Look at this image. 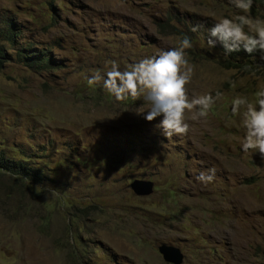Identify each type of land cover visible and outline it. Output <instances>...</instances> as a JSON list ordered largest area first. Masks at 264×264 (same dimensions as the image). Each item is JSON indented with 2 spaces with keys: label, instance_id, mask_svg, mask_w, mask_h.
<instances>
[{
  "label": "rangeland",
  "instance_id": "obj_1",
  "mask_svg": "<svg viewBox=\"0 0 264 264\" xmlns=\"http://www.w3.org/2000/svg\"><path fill=\"white\" fill-rule=\"evenodd\" d=\"M176 11L202 26L196 52L186 49L195 69L189 95H222L207 117L186 112L189 133L168 139L159 118L137 114L150 107L143 98L116 101L85 77L177 46L182 38L168 33ZM240 14L232 0H0V19L17 21L19 43L48 47L61 64L38 72L10 60L0 70V147L17 154L34 144L29 162L46 176L25 190L32 213H15L18 193L0 188V264H71L66 222L90 206L99 208L93 218L76 221L90 234L82 264H171L163 244L181 250L180 264H264V159L242 151L243 109L231 113L236 97L255 102L264 74L224 66L204 36ZM213 168L211 183L197 181ZM134 179L153 181V192L136 195Z\"/></svg>",
  "mask_w": 264,
  "mask_h": 264
},
{
  "label": "clouds",
  "instance_id": "obj_2",
  "mask_svg": "<svg viewBox=\"0 0 264 264\" xmlns=\"http://www.w3.org/2000/svg\"><path fill=\"white\" fill-rule=\"evenodd\" d=\"M232 2L241 14L216 21L206 38L207 46L214 49L219 42L226 53L243 50L252 55L259 52L260 58L264 59V21H253L248 15L253 0ZM198 30V25L191 28L192 32ZM192 46L191 38L185 35L177 46L161 49L123 68L118 61L112 60L103 73L95 70L85 79L90 87L102 84L107 94L119 102L143 98L150 107L137 112L138 115L143 114L148 122L159 118L156 127L165 138L185 136L190 131L186 112L195 110L191 116L193 121L207 117L222 95L220 92L215 97L211 93L189 95L187 85L191 83L195 69L187 58L186 49ZM242 109L246 131L241 149L245 153H257L264 159V90L257 93L255 102H250L247 97H236L231 105L232 115H240ZM196 179L204 185L211 183L215 179V169L200 172Z\"/></svg>",
  "mask_w": 264,
  "mask_h": 264
},
{
  "label": "trees",
  "instance_id": "obj_3",
  "mask_svg": "<svg viewBox=\"0 0 264 264\" xmlns=\"http://www.w3.org/2000/svg\"><path fill=\"white\" fill-rule=\"evenodd\" d=\"M52 7V21L51 26L58 25L60 17L55 11L53 4ZM252 12L264 13V0H253L250 8ZM169 21H173L171 30L168 31L169 35H176L183 38L185 35L189 36L192 40V47L188 49L189 54L196 52L198 44L194 34L198 33L202 26H199L197 32H192L191 28L194 26L193 22L188 17L183 20L179 13L168 16ZM176 20L182 23V26L175 25ZM204 36H208V32L204 33ZM22 38L21 29L18 27L17 21L11 18L0 19V70L10 60L27 67L34 71H49L54 70L57 67H61L59 61L52 56L51 49L48 47L39 48L38 44L19 43V39ZM14 49V53L10 52V48ZM216 47L219 48V52L223 57L222 64H226L227 67H238L245 70L247 73L257 69L260 73L264 74V59L260 58V53H254L249 55L243 50L238 52L226 53L225 49L217 42ZM220 61V60H219ZM224 64V66H225ZM22 147V146H21ZM17 150V154L10 150L0 147V188H6L12 192L18 193L15 199V206L19 215L22 213H32L34 206L32 203H28L26 200L25 190L31 188V185H40L45 182L46 176L43 174L42 168L32 165L29 161L33 160L38 155V150L35 149V145L28 144L27 148H21ZM29 149L34 151V154L29 153ZM20 154V155H19ZM19 185H15V183ZM24 199L26 203H24ZM4 210V208H3ZM99 210L97 206L90 207H78L72 213V217L67 219L66 229L71 233L72 241L69 242V252H67V258L71 264H82L88 248V239H90L89 233L83 232V226L81 223H76L77 220L86 221L89 218H93V215ZM14 212V211H13ZM61 248V246L59 245ZM62 249V248H61Z\"/></svg>",
  "mask_w": 264,
  "mask_h": 264
},
{
  "label": "water",
  "instance_id": "obj_4",
  "mask_svg": "<svg viewBox=\"0 0 264 264\" xmlns=\"http://www.w3.org/2000/svg\"><path fill=\"white\" fill-rule=\"evenodd\" d=\"M155 183L147 179H134L130 184L133 192L138 196L149 195L154 190ZM159 251L163 255V259L171 264H180L183 259V253L177 247L171 245L159 246Z\"/></svg>",
  "mask_w": 264,
  "mask_h": 264
}]
</instances>
